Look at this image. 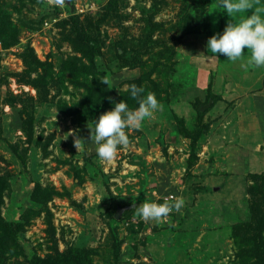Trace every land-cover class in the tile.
<instances>
[{
	"label": "rangeland",
	"instance_id": "obj_1",
	"mask_svg": "<svg viewBox=\"0 0 264 264\" xmlns=\"http://www.w3.org/2000/svg\"><path fill=\"white\" fill-rule=\"evenodd\" d=\"M219 4L0 0V264H264V66L207 49ZM132 83L162 107L102 160L91 128Z\"/></svg>",
	"mask_w": 264,
	"mask_h": 264
},
{
	"label": "clouds",
	"instance_id": "obj_2",
	"mask_svg": "<svg viewBox=\"0 0 264 264\" xmlns=\"http://www.w3.org/2000/svg\"><path fill=\"white\" fill-rule=\"evenodd\" d=\"M57 5H63L64 0H56ZM219 8L225 10L230 17L223 32H217L209 37L207 49L213 54H224L228 60H242L245 55V47L249 55L246 62L242 60V67L264 66V7H254L253 0H220ZM253 9L251 14L240 15L246 10ZM239 16V19L236 17ZM107 85L111 83L109 77L100 78ZM142 85L132 83L130 95L138 99V106L129 107L125 100L116 101L112 97L114 107L102 112L95 119L94 127L91 128L90 140L96 145V152L102 160L112 161L118 153V148L130 143L128 132L142 127L146 119L154 117L161 107V101L156 94L148 91L145 95ZM74 144L81 148L80 138L74 139ZM184 204L182 197L173 201L145 200L135 208L144 220L159 221L166 218L172 210H181Z\"/></svg>",
	"mask_w": 264,
	"mask_h": 264
},
{
	"label": "water",
	"instance_id": "obj_3",
	"mask_svg": "<svg viewBox=\"0 0 264 264\" xmlns=\"http://www.w3.org/2000/svg\"><path fill=\"white\" fill-rule=\"evenodd\" d=\"M126 209H127V207H119V208L117 209V212H116V214H115V217H116V218H119V217L122 215V213H123Z\"/></svg>",
	"mask_w": 264,
	"mask_h": 264
},
{
	"label": "trees",
	"instance_id": "obj_4",
	"mask_svg": "<svg viewBox=\"0 0 264 264\" xmlns=\"http://www.w3.org/2000/svg\"><path fill=\"white\" fill-rule=\"evenodd\" d=\"M101 105H102V108H105V106H106V105H104V103H102V102H101ZM2 264H3V262H2Z\"/></svg>",
	"mask_w": 264,
	"mask_h": 264
}]
</instances>
